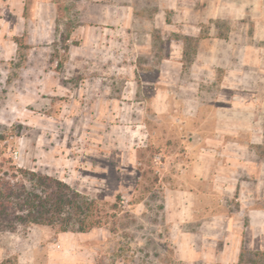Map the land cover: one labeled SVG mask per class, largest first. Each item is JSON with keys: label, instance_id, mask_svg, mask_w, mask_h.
Segmentation results:
<instances>
[{"label": "rangeland", "instance_id": "1", "mask_svg": "<svg viewBox=\"0 0 264 264\" xmlns=\"http://www.w3.org/2000/svg\"><path fill=\"white\" fill-rule=\"evenodd\" d=\"M170 2L0 0V170L15 165L58 178L107 210L121 196L115 225L0 232V264H184L163 212L148 110L136 106L154 82L192 80L167 61L171 40L181 38L165 23ZM188 45L184 68L196 59V42ZM234 70L216 79L241 85L231 91L237 101L264 93L254 89L262 81L255 69Z\"/></svg>", "mask_w": 264, "mask_h": 264}, {"label": "crops", "instance_id": "2", "mask_svg": "<svg viewBox=\"0 0 264 264\" xmlns=\"http://www.w3.org/2000/svg\"><path fill=\"white\" fill-rule=\"evenodd\" d=\"M169 10L181 38L167 61L192 80L154 82L136 106L148 110L170 240L184 264H264V93L237 101L241 85L216 79L255 69L261 84L249 86L264 90V0H171ZM189 42L196 59L184 68Z\"/></svg>", "mask_w": 264, "mask_h": 264}, {"label": "trees", "instance_id": "3", "mask_svg": "<svg viewBox=\"0 0 264 264\" xmlns=\"http://www.w3.org/2000/svg\"><path fill=\"white\" fill-rule=\"evenodd\" d=\"M17 43L21 44L20 39ZM118 201L121 203V196ZM119 202L107 210L58 178L15 165L0 170V232L38 225L87 233L115 225L121 212ZM1 264L18 262L9 258Z\"/></svg>", "mask_w": 264, "mask_h": 264}]
</instances>
